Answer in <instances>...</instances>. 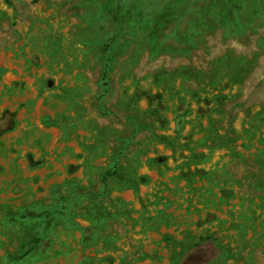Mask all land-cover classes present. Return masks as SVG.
<instances>
[{
	"label": "rangeland",
	"instance_id": "1",
	"mask_svg": "<svg viewBox=\"0 0 264 264\" xmlns=\"http://www.w3.org/2000/svg\"><path fill=\"white\" fill-rule=\"evenodd\" d=\"M11 115L0 264H264V0H0Z\"/></svg>",
	"mask_w": 264,
	"mask_h": 264
},
{
	"label": "trees",
	"instance_id": "2",
	"mask_svg": "<svg viewBox=\"0 0 264 264\" xmlns=\"http://www.w3.org/2000/svg\"><path fill=\"white\" fill-rule=\"evenodd\" d=\"M7 2H8V0H7ZM109 12H110V15L112 16L113 23L115 25V28L118 30V32L115 35H113L111 38H109L108 43L105 45V50H106L107 53L110 51V48H111L112 43L116 40V38L118 37V35H119L120 31H121V22H120V18L118 16L117 11H115L114 9H110ZM10 117H12L10 126H8L5 129H0V136L14 129V121H13L14 116L11 115ZM115 173H116L115 170L114 171L108 170L104 174L103 183L106 185L107 182H108V180H109V178L112 175H115ZM39 242H40V239L38 237L35 238L34 241H33V244L34 245H32L28 249V252L27 253L28 254L32 253L35 250L36 245Z\"/></svg>",
	"mask_w": 264,
	"mask_h": 264
}]
</instances>
